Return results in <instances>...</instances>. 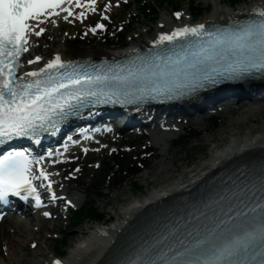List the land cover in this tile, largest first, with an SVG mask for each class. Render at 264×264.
Instances as JSON below:
<instances>
[{
    "label": "snow or ice",
    "instance_id": "1",
    "mask_svg": "<svg viewBox=\"0 0 264 264\" xmlns=\"http://www.w3.org/2000/svg\"><path fill=\"white\" fill-rule=\"evenodd\" d=\"M73 7L83 10L76 14ZM111 7L108 3L104 10ZM96 10L97 0H0V146L21 138L38 145L46 133L56 135L70 118L97 104L179 99L209 82L264 78V10L226 30L211 32L203 24L177 28L156 42L157 47L171 43L172 56L162 52L119 70L89 71L87 62L65 61L57 54L38 70L18 74L31 37L46 31L41 25L56 24L52 18L61 12L66 13L65 20L75 16L83 22L87 12ZM175 15L179 19L182 14ZM104 28L100 23L89 31L95 34ZM41 60L36 56L27 63ZM44 159L28 149L12 148L0 155V202L7 203L10 196L26 201L31 197L40 207L34 181H41L53 200L63 199L52 190L50 177L58 173L34 167ZM190 208L184 217L146 238L126 264H264V168L235 176L215 196Z\"/></svg>",
    "mask_w": 264,
    "mask_h": 264
},
{
    "label": "bare ground",
    "instance_id": "2",
    "mask_svg": "<svg viewBox=\"0 0 264 264\" xmlns=\"http://www.w3.org/2000/svg\"><path fill=\"white\" fill-rule=\"evenodd\" d=\"M212 1L214 8L211 16L207 18L205 22L212 21L223 23V21L232 18L244 17L251 13L256 7H264V0H256L246 7L237 10H229L222 7L217 0ZM66 30L67 27L64 24L58 27L60 33H66ZM70 31L71 34H73V30L71 29ZM66 36H68V34L60 35V39L57 41L54 50H34L30 54L34 53L41 57L61 54L63 57H66V59L74 57H91L96 60H99L103 56L108 58L123 57L125 54L123 51H108L96 45L83 48L75 47L76 50L74 51L71 47L72 40H68ZM31 38L36 40L38 37L32 36ZM63 38L64 40L62 41ZM72 38L73 36L71 39ZM38 40L39 39H37V41ZM149 41L151 43L153 40H151L150 37H140L133 43L139 47L145 45ZM248 111L252 116H256L264 112V109L262 107H251ZM195 120L196 119H194V121ZM231 123L233 122L231 121ZM171 131H175V129ZM150 139L155 143L161 141L157 136H152ZM246 151H249V153L242 155V152ZM228 158H237L235 163H240L249 159H264V133H258V137H254L252 140L248 139L241 143L232 140L224 145L221 150H212L210 157L199 166L201 167V171L199 173H191V179L188 182H181V180L178 179L175 183L163 187L159 191L148 194L139 201H132L121 208V217L111 224L97 229L95 228L91 232L83 231L81 233V231H77L76 233L65 235L63 237V242H67L68 245H70V249L64 261H59L61 264H120L128 255V249L137 243L139 234L145 230L146 219L155 215L157 211L170 205V203L180 201L182 198L193 196L195 193L199 192L204 184H208L211 181H207L205 176L213 167L223 166L228 168L232 165L228 164ZM198 170L199 169H194L193 171ZM186 190H189V192L180 194L181 191ZM35 226L38 225H36V223L29 224L15 217L8 221L5 230L0 231V242L2 241L4 243L2 248L7 253L5 261H7L8 264H54L56 258L52 256L48 258L47 252L40 249L34 251L29 258L23 255L20 257L25 241L32 238L34 235L31 229ZM10 229H13L12 234H9ZM73 239H75V241L71 242ZM47 247L46 244V249Z\"/></svg>",
    "mask_w": 264,
    "mask_h": 264
},
{
    "label": "rangeland",
    "instance_id": "3",
    "mask_svg": "<svg viewBox=\"0 0 264 264\" xmlns=\"http://www.w3.org/2000/svg\"><path fill=\"white\" fill-rule=\"evenodd\" d=\"M254 1H256V0H249L245 4H241L239 6L248 5ZM212 11L213 10L211 9L207 13H212ZM162 16H164V12H162ZM139 29L142 32L147 30V28H144V24L139 25ZM133 32H136V31H133ZM71 47H72V50L75 51L76 50L75 47L83 48V47H89V46L81 45V44H72ZM100 48L105 49L103 47H100ZM247 110H248V108L245 107V108L237 110L235 113H232V115L234 114L233 118H235V120L238 121V124H240L237 132L247 133L248 128H251V130H258L259 129V131H260V129H262L263 122H264V114H261L259 117L258 116L252 117L247 112ZM222 116L225 118V121L222 123L221 128L226 130L225 135L222 136V139L224 141H228L229 138L233 137V135H230L227 132L230 120L226 116V114H222ZM252 119H256V122L254 124L251 123ZM247 122H249V123H247ZM220 123L221 122L217 123V127L220 125ZM195 130L200 131V128H193L191 130L190 134L193 135ZM236 135H238V133H235L234 136H236ZM215 136H217V135H215ZM206 137H208L207 134L199 136L198 138H195L192 141H187L184 144L173 148L174 149L173 154H170L169 160H166V161L164 160V158H160L161 151L158 152V151L152 150V153L153 154L156 153L157 156H154V155L151 156L150 159H153V160L146 162V165H148V167L151 169L149 172H147V173H150L148 180L145 181L143 179V177H141V176L138 177V180L140 182L139 186L143 185L145 187L146 192L144 194L137 195L136 197L135 196L133 198L131 197L130 201L139 200V199L143 198L145 195H148L152 191L159 188V186L161 185L160 180L163 178H166V177H161L159 179H156L154 174L157 171L161 170V167H163V166H166L169 170H168V172L164 173L162 176H175V178H181V179L184 176L190 177L189 172L195 168L194 167L195 164L201 165L203 163V161L205 160V156L207 154L211 153L212 150H214V148H215V145L213 146V148H212V145H207ZM216 145H219V143H217ZM203 151H205V155L201 156L200 153ZM125 158H126V160H124V165H123L122 169H127L126 173H128L130 166L134 165V159L135 158L133 155L126 156ZM170 159H172V161ZM187 163L191 164V166H190L191 169H187L188 167L187 168L185 167ZM137 167H139V166L137 165ZM181 171H182V173H181ZM183 172H184V174H183ZM127 175L125 177H127ZM105 176H106L105 174H99L97 176V179H95V180L92 179L93 183L98 180L97 186H99V187L97 190H100V188H101V185H100L101 182L99 181V179L102 177H105ZM151 182H152L153 186L151 185ZM152 188H155V189H152ZM94 191L95 190H93V195H94ZM128 191H129L128 187H122L118 191H115L114 188H109V184L105 185V187H103V190H101V192H99V196H101L102 200H103L98 206L99 209L106 212L109 216L113 217L114 220H116L120 216L121 208L123 206H126L127 203L130 202V201L126 202L129 199ZM89 228H90V226L86 225L83 228L79 227L78 230H82V232H83V230L87 231V230H89ZM70 233H73V232H70ZM74 241H75V239H73L71 242H74ZM28 243L29 242L27 241L25 244L27 252H29L28 251ZM47 243H48L47 244L48 247L46 249L45 243H44L43 238H42L40 240V245L37 248V250L40 249L42 251L43 250L46 251L48 254L47 257H49L52 252L59 255L62 258H65L67 256L68 250L70 249V245H68L67 242H66L67 246L64 247V249H62V247H60L58 243H55V242L54 243L47 242ZM24 251H25V248L22 251L23 253L21 252L20 257H21V255L28 256V258L31 257V255H25L24 253H26V252H24Z\"/></svg>",
    "mask_w": 264,
    "mask_h": 264
}]
</instances>
